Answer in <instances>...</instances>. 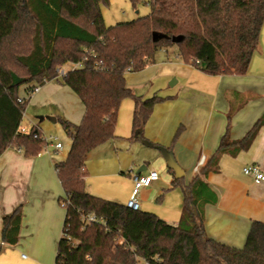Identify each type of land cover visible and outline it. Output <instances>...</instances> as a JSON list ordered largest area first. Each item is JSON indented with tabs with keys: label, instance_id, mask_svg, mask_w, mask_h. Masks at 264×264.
Returning <instances> with one entry per match:
<instances>
[{
	"label": "trees",
	"instance_id": "1",
	"mask_svg": "<svg viewBox=\"0 0 264 264\" xmlns=\"http://www.w3.org/2000/svg\"><path fill=\"white\" fill-rule=\"evenodd\" d=\"M140 0H130L135 6ZM108 0H0V156L15 148L36 156L45 142L36 130L20 132L26 101L19 97L45 82L60 78L80 100L79 125H60L71 139L62 162L54 165L66 210L55 264H264V223L252 222L241 248L209 238L204 230L198 177L183 193L178 224H167L151 213L88 194L84 189L88 153L112 141L122 101L134 102L132 139L142 130L154 107L165 99L136 97L125 75L154 61L160 50L176 47L184 62L198 60L211 76H243L264 25V0H149L146 16L105 26L101 7ZM66 64L76 66L62 75ZM262 115L246 135L231 141L226 131L202 169L205 175L223 154L250 147ZM36 136V137H35ZM94 214L101 224H82ZM20 210L2 218L1 239L14 244Z\"/></svg>",
	"mask_w": 264,
	"mask_h": 264
},
{
	"label": "crops",
	"instance_id": "2",
	"mask_svg": "<svg viewBox=\"0 0 264 264\" xmlns=\"http://www.w3.org/2000/svg\"><path fill=\"white\" fill-rule=\"evenodd\" d=\"M125 83L136 97L148 99L157 96L165 101L154 107L143 127L141 140L131 137L134 102L126 99L124 106L121 103L115 138L85 157L87 177L84 189L89 177V155L93 151H103L104 154L108 152L107 148L113 150V142L119 135L129 137L132 145L140 144L157 150L167 169L166 174L161 177L157 173L158 179L140 190L139 195L144 200L140 205L141 212L154 214L167 224H178L183 193L180 187L172 188V182L178 180L181 187L186 188L198 177L201 199L206 201L202 209L206 235L231 247H243L251 223H264V183L255 184L243 174V169L249 166H255L264 173V127L260 128L248 149L235 155H221L217 164L210 167L205 175L202 169L226 131L231 141L241 140L264 115V25L260 30L257 50L243 76L208 75L203 72L201 63L191 66L179 57L176 47H171L156 52L154 61L141 71L126 73ZM19 97L26 101L20 129L27 133L36 130L41 136L56 137L63 149L59 139L61 133L68 137L70 149L71 139L60 121L79 125L84 107L61 79L45 82L31 95L23 87L19 90ZM121 108L126 109L122 119L124 126L120 125V116L124 111ZM127 119L129 123L125 124ZM60 152L53 146H45L36 156H25L15 148L1 154L0 264H55L66 215V210L61 207L64 193L54 170L56 163L66 159L67 154L62 156ZM115 157L120 162L119 156ZM166 159L176 164L183 174L182 178L175 179ZM138 171L135 174H147L145 166ZM92 175L101 179L115 177L114 166L106 167L102 161ZM126 175L125 200L130 197L133 188L132 177L129 173ZM176 190L179 194H175ZM86 192L99 198L104 196L95 193L89 185ZM170 195L174 196L171 198ZM110 196L104 197L105 200L126 204ZM166 199L174 202L172 206H166ZM152 205L159 209L154 211ZM163 206L168 209L160 208ZM17 208L20 210L17 240L14 244H7L1 239L2 218L11 215Z\"/></svg>",
	"mask_w": 264,
	"mask_h": 264
},
{
	"label": "rangeland",
	"instance_id": "3",
	"mask_svg": "<svg viewBox=\"0 0 264 264\" xmlns=\"http://www.w3.org/2000/svg\"><path fill=\"white\" fill-rule=\"evenodd\" d=\"M108 2H109L108 6L101 7L103 22L107 27L119 23L134 21L139 17L146 16L150 11L148 5L149 0H140L135 6L132 5L130 0H108ZM75 67L76 66L72 64H66L62 68V70L64 72H67ZM125 102L126 100L122 102L123 106ZM123 108H121V110L124 111L120 116V125L123 124L124 126V121L122 123V119L126 109ZM125 122H126L125 124H128L129 119L125 120ZM59 139L63 145V149L61 150L60 155L64 156L65 154H67V151L69 150V144H68L69 139L65 135H62L61 133L59 134ZM113 143H114L113 150H109L106 147L108 152L104 154H102L103 151H101L100 153H96V151H93L89 155L87 162L89 177L85 183L86 191L88 190V185H89L91 189L94 190L95 193H101L102 195H104V196H100L101 198L109 197L111 194H114V196H110V197H114L115 199H118L117 201H123L126 203L129 199L127 198L125 200V193L127 192V182H126L127 173H129V175L132 177L142 166H145L147 168V174L150 172V170H155L161 177L167 173L165 162L163 159H161L160 153L157 150L146 148L140 144L132 145L129 143V137L123 135H119ZM115 155L119 156L120 162L115 157ZM140 159H143V162H139L140 164H138V161ZM102 161L105 162L106 167L113 168L114 166L115 177L101 179L92 175L94 174V170L99 167V163ZM119 164L121 165V167L119 166ZM121 172L124 174L121 175L120 174ZM110 173H113V171H111ZM175 192H177L175 194H179L178 190H176ZM170 196L172 198L174 195H170ZM137 200L139 202V205L143 204L144 200L141 195L137 197ZM167 200L168 199H166V202L168 203L166 204V206H172L174 202L170 199L169 201ZM152 206L155 209L154 211H157L159 209V207H157L156 205H152ZM166 206L160 208H167Z\"/></svg>",
	"mask_w": 264,
	"mask_h": 264
},
{
	"label": "built area",
	"instance_id": "4",
	"mask_svg": "<svg viewBox=\"0 0 264 264\" xmlns=\"http://www.w3.org/2000/svg\"><path fill=\"white\" fill-rule=\"evenodd\" d=\"M189 64L193 67L198 66L200 62L196 59H191ZM59 75H62V71L58 70ZM39 90V86L34 87L33 89L29 90L28 94L31 95ZM20 132L22 134H27L24 130L20 129ZM36 137V136H35ZM40 139L43 140L46 144V146H53V148L56 151L62 150V146L59 142H57V138L50 136H40ZM243 174L253 180L255 184L264 183V173L260 171L259 168L255 166H249L243 169ZM158 179V174L155 171H151L146 175H133L132 176V183L133 188L130 194V197L128 201L126 202L125 206L132 210V211H138L140 210V205L137 200V197L139 196V192L143 188L149 187L154 181ZM66 202L63 200L61 201V207H65ZM81 222L82 224H101L105 225L104 220L97 218L94 214H87L81 216ZM147 264V263H143Z\"/></svg>",
	"mask_w": 264,
	"mask_h": 264
},
{
	"label": "water",
	"instance_id": "5",
	"mask_svg": "<svg viewBox=\"0 0 264 264\" xmlns=\"http://www.w3.org/2000/svg\"><path fill=\"white\" fill-rule=\"evenodd\" d=\"M166 162H167L168 168L174 172L175 179H180L183 177L182 172L179 170V168L176 166V164L172 160L166 159ZM139 172L140 171H138L137 173Z\"/></svg>",
	"mask_w": 264,
	"mask_h": 264
}]
</instances>
